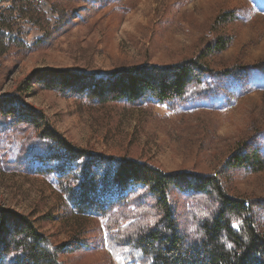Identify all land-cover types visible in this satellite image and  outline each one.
<instances>
[{"label":"rangeland","instance_id":"374dc122","mask_svg":"<svg viewBox=\"0 0 264 264\" xmlns=\"http://www.w3.org/2000/svg\"><path fill=\"white\" fill-rule=\"evenodd\" d=\"M221 39H230L229 46L205 58L207 71L181 100L98 104L36 86L26 103L82 148L167 172L217 174L228 194L250 202L264 232V167L227 165L236 152L256 150L264 158V7L258 0H0V96L36 70L168 67ZM44 149L35 128L0 116V206L38 218L56 243L71 244L78 235L83 244L63 253L64 264H136L109 238L115 226H128V213L115 211L110 222L71 211L59 181L39 165ZM172 199L180 215L190 203L192 219L212 211L209 196ZM191 221L182 228L193 234Z\"/></svg>","mask_w":264,"mask_h":264},{"label":"trees","instance_id":"16d2710c","mask_svg":"<svg viewBox=\"0 0 264 264\" xmlns=\"http://www.w3.org/2000/svg\"><path fill=\"white\" fill-rule=\"evenodd\" d=\"M229 44L230 39L217 40L196 58L168 67L131 65L104 74L36 70L10 94L0 96V116L37 130L45 148L37 158L39 165L59 181L71 211L80 216L107 217L110 222L114 217L109 215L115 211L128 213V226H115L118 230L109 238L112 246H123L126 257L136 264H264V232L250 202L228 194L217 174L167 172L148 161L82 148L26 103L36 86L98 104L181 100L188 87L195 81L198 84L207 71L205 58L225 51ZM228 162L231 168L259 171L264 167V158L256 150L236 152ZM173 194L188 199L190 195L209 196L212 211L192 219L189 203L180 215ZM189 220L195 222L193 234L182 228ZM39 221L0 206V264H64L63 253L83 244L78 235L71 244L56 243L40 229Z\"/></svg>","mask_w":264,"mask_h":264},{"label":"snow or ice","instance_id":"6c2138e0","mask_svg":"<svg viewBox=\"0 0 264 264\" xmlns=\"http://www.w3.org/2000/svg\"><path fill=\"white\" fill-rule=\"evenodd\" d=\"M262 7H264V0H258Z\"/></svg>","mask_w":264,"mask_h":264}]
</instances>
